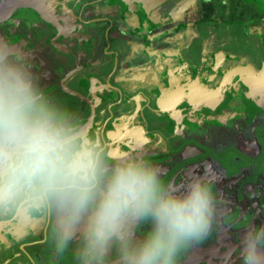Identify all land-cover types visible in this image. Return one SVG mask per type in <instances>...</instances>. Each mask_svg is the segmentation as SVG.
Returning <instances> with one entry per match:
<instances>
[{"label":"flooded vegetation","instance_id":"obj_1","mask_svg":"<svg viewBox=\"0 0 264 264\" xmlns=\"http://www.w3.org/2000/svg\"><path fill=\"white\" fill-rule=\"evenodd\" d=\"M133 1L149 8L169 2L161 41L152 26L145 27L151 40L131 39L126 18L147 13L131 0H122L130 7L120 12L109 0H0V39L31 52L48 94L101 132L113 156L141 151L176 185L211 165L221 177L215 189L240 204L233 226H264V0H183L181 12L175 0ZM207 30L230 33L227 46H218L227 48L200 44ZM164 43L160 60H175L182 72L175 77L169 63L165 88L149 93L133 58L139 44ZM50 232L44 219L28 229L0 225V264H36L38 252L50 264H66L50 241L41 243ZM239 249H222L227 264H243L232 257Z\"/></svg>","mask_w":264,"mask_h":264},{"label":"clouds","instance_id":"obj_2","mask_svg":"<svg viewBox=\"0 0 264 264\" xmlns=\"http://www.w3.org/2000/svg\"><path fill=\"white\" fill-rule=\"evenodd\" d=\"M32 60L0 39V225L46 220L41 243L59 256L74 249L76 264H180L227 209L220 175L205 164L176 185L141 151L113 156L101 132L48 94ZM243 228V264H264V226Z\"/></svg>","mask_w":264,"mask_h":264},{"label":"rangeland","instance_id":"obj_3","mask_svg":"<svg viewBox=\"0 0 264 264\" xmlns=\"http://www.w3.org/2000/svg\"><path fill=\"white\" fill-rule=\"evenodd\" d=\"M112 1L110 3L109 9L113 11L120 12L121 9H128L130 6L127 4V2H119L120 0H109ZM132 4L139 9H146L147 13L143 10V17L142 18H126L125 25H130L129 29L133 30L132 33L128 34H134V36L131 38L135 41H149V39L145 34V27L152 26L153 28H156L158 31L157 35L159 36L158 41H161L163 34H165V28L167 27L168 23V16H167V10L170 8V4L168 1L163 3L161 6H158L157 8H149L144 4L142 1H133L131 0ZM173 3L174 7L178 9L179 12L183 11L186 8L185 1L183 0H175ZM122 5V6H121ZM108 6V5H107ZM124 6V7H123ZM178 7V8H177ZM95 9H100L98 6H94ZM125 9V10H126ZM137 9V8H136ZM150 11V13H149ZM131 14V13H130ZM133 16V14H131ZM133 20V22L131 21ZM136 19V20H135ZM117 20V18H116ZM120 26L123 27L124 22L119 21ZM125 29V26H124ZM138 30V31H137ZM175 30V29H174ZM129 32V31H127ZM201 38H200V44L204 41L208 42L207 44L210 47L211 51H217L219 50L218 46H227V39L231 35L230 33L226 31H203L200 32ZM154 45V44H153ZM153 45L150 46V48H146L143 45L139 44L138 46H141L142 48L139 50V55L133 58V62L135 63V67L140 70V77H141V87L142 88H148L149 87V93H152L154 89L158 88H165L167 83V70L170 67L168 66L169 63H173L174 69H175V77L177 74L182 72V68H178V64L175 60L173 62H166L163 60H160L159 58V52L164 51L168 46L164 43L158 46L153 47ZM172 45L169 46V48ZM179 44L174 42L173 49L178 50ZM227 47H222L220 49L224 50ZM162 59V58H161ZM138 64V66H136ZM167 66V67H166ZM137 72V71H136ZM132 87V86H131ZM152 89V90H151ZM144 99V98H143ZM242 187L237 191L238 195V201H241L243 194ZM227 202V209L225 210L223 216L221 217L219 223L214 227V230L211 232V234L208 236V238L203 241L202 243L198 245H194L191 249H189L181 258L180 264H223V261L226 256V250L228 248L233 247L234 245H239L241 248V241L244 236V232H239V229H236V227L233 226V218L237 213V208L240 206L238 202V207L233 203V200H231V195H227L223 197ZM150 229V224H145L141 227L140 232L137 233V235H140L142 232H146ZM225 248L226 250L223 251L222 249ZM237 253V254H236ZM115 253H113L114 255ZM39 258L34 257L36 264H50L49 261H47L43 256L42 253H37ZM234 256H238L237 261L241 257L239 255V251H236L232 254L233 258H236ZM62 259L66 264H76L75 260V253L74 249H70L68 252H66ZM231 264L232 261H231Z\"/></svg>","mask_w":264,"mask_h":264}]
</instances>
